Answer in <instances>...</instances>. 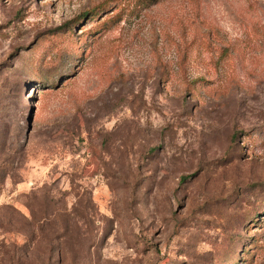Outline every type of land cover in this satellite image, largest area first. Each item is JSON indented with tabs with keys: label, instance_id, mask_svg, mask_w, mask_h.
<instances>
[{
	"label": "rangeland",
	"instance_id": "374dc122",
	"mask_svg": "<svg viewBox=\"0 0 264 264\" xmlns=\"http://www.w3.org/2000/svg\"><path fill=\"white\" fill-rule=\"evenodd\" d=\"M0 264H264V0H0Z\"/></svg>",
	"mask_w": 264,
	"mask_h": 264
}]
</instances>
